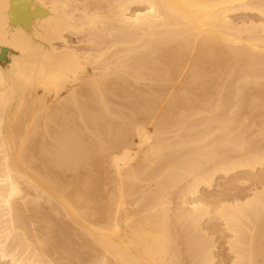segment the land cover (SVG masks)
I'll use <instances>...</instances> for the list:
<instances>
[{"label": "bare ground", "instance_id": "6f19581e", "mask_svg": "<svg viewBox=\"0 0 264 264\" xmlns=\"http://www.w3.org/2000/svg\"><path fill=\"white\" fill-rule=\"evenodd\" d=\"M0 264H264V0H0Z\"/></svg>", "mask_w": 264, "mask_h": 264}]
</instances>
